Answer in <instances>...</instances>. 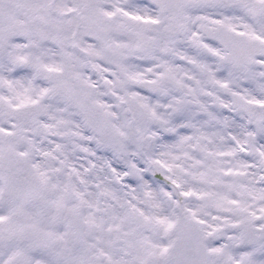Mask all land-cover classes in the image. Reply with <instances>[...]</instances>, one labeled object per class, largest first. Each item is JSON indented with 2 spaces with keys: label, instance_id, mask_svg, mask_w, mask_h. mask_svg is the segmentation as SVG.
<instances>
[{
  "label": "snow or ice",
  "instance_id": "obj_1",
  "mask_svg": "<svg viewBox=\"0 0 264 264\" xmlns=\"http://www.w3.org/2000/svg\"><path fill=\"white\" fill-rule=\"evenodd\" d=\"M0 264H264V0H0Z\"/></svg>",
  "mask_w": 264,
  "mask_h": 264
}]
</instances>
